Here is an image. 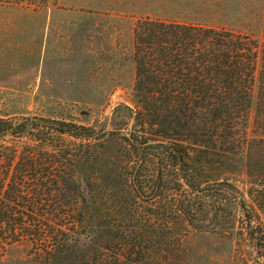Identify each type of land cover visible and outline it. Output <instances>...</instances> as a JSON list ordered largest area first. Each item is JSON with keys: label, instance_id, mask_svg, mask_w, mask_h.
I'll return each mask as SVG.
<instances>
[{"label": "trees", "instance_id": "trees-1", "mask_svg": "<svg viewBox=\"0 0 264 264\" xmlns=\"http://www.w3.org/2000/svg\"><path fill=\"white\" fill-rule=\"evenodd\" d=\"M23 1L48 3L0 0ZM133 33L139 128L0 119V256L29 240L39 264H184L201 203L229 195L263 258L264 40L149 16ZM256 85L261 135L248 139ZM243 151L249 199L226 173Z\"/></svg>", "mask_w": 264, "mask_h": 264}, {"label": "rangeland", "instance_id": "rangeland-1", "mask_svg": "<svg viewBox=\"0 0 264 264\" xmlns=\"http://www.w3.org/2000/svg\"><path fill=\"white\" fill-rule=\"evenodd\" d=\"M58 3L59 0H48L47 5L35 7L27 1L0 2V119L15 123L23 117L38 116L122 133L139 128L134 117L133 30L142 17L167 20L180 17L178 20L225 27L264 40V0L181 3L162 0L142 6L127 4V7H145L144 13L57 12L56 22L48 28L45 11ZM98 3L108 7L107 4L113 5L115 1ZM119 3L122 5V0ZM46 35L52 37L50 42H46ZM257 92L256 85L246 126L248 139L261 135L254 123ZM247 160V152L243 151L229 164L226 173L238 187L240 197L249 199ZM201 207L196 224L187 227L182 238L184 264H264L260 248L243 228L245 217L238 200L229 195L218 202L211 198L202 202ZM95 245L96 242L84 237L82 254H90ZM0 264L39 263L32 243L24 240L8 245L0 256Z\"/></svg>", "mask_w": 264, "mask_h": 264}, {"label": "crops", "instance_id": "crops-1", "mask_svg": "<svg viewBox=\"0 0 264 264\" xmlns=\"http://www.w3.org/2000/svg\"><path fill=\"white\" fill-rule=\"evenodd\" d=\"M99 0H91L90 2L92 3H82L81 0H75L74 3H70V2H66L65 0H59L58 4H52L50 5V7H47L46 9V13H48L47 16V27L50 28L51 25H54V23L56 22L55 20V16L57 12L63 14H70V15H91L93 13H95L98 10H102V11H113V12H120V13H144L145 11V7H127V4L130 5H134V4H140L141 6L144 4H147L148 2H155V3H161L162 0H122L123 4L120 5L119 1L120 0H113L115 1V3L113 5L107 4L108 7L102 6L98 3ZM172 2H188L189 0H171ZM64 5V7H63ZM72 7H70V6ZM4 7H12V6H4ZM180 19V17H177V19L173 20L171 19V21H180V22H185V21H181L178 20ZM167 20V19H165ZM186 23H191V22H186ZM193 24H197V23H193ZM200 25H204V24H200ZM208 26V25H207ZM52 39V37L48 38V35L45 36V40L46 42H50ZM45 50L47 49V46L44 47ZM49 49V47H48ZM47 49V50H48Z\"/></svg>", "mask_w": 264, "mask_h": 264}]
</instances>
